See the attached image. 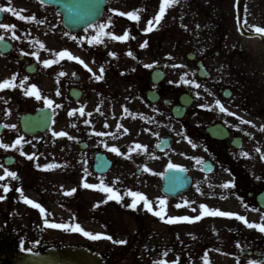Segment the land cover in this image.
<instances>
[{"label":"rangeland","instance_id":"rangeland-1","mask_svg":"<svg viewBox=\"0 0 264 264\" xmlns=\"http://www.w3.org/2000/svg\"><path fill=\"white\" fill-rule=\"evenodd\" d=\"M33 1L28 3L30 5L1 2L2 7H11L25 17L39 14L40 21L45 22H18L17 16L7 13L2 24L15 25L20 39L12 38L11 29H0V34L16 44L9 55H0V83L18 74L13 81L16 87L0 90V122L15 125V128L6 127L0 141L11 145L23 137L16 148L0 147V165H3L0 176L5 175V168L18 176L17 179L0 180V185L10 187L6 194L0 187V195L6 197L0 200V243L10 231L13 246L23 243L24 249L32 251L70 244L93 247L104 254L109 264H156L157 261L167 264H249L239 255L242 251H257L260 254L257 264H264V232L247 227L235 217L203 215L200 209L204 204L210 209L243 215L249 223L264 224V216L247 201L245 194L238 191L243 189L246 193L249 190L246 182L232 184L234 176L228 171L226 161H218L217 170L211 175L201 171L202 163L211 158L207 141L198 129L202 121H196L197 112L209 102L205 90L201 92L194 115L183 123H176L163 106L146 105L138 92L130 90L128 83L135 67L151 65L153 69L159 64L168 72L169 84L176 85L178 92L187 89L185 81L191 80L187 54L193 50L199 52L204 47L210 49L211 58L214 57L219 66L214 71L215 79L222 75L229 77L230 69L223 72L224 68L242 69L244 64L239 66L238 58L243 50L247 53L241 56L252 60L249 70L257 71V79L263 83V45L258 39L242 37L237 21L250 33H256L252 26L264 27V0H242L239 17L236 13L238 0H173L165 5L160 24L154 23L153 30L146 33L142 30L147 27V21L158 14L162 0H107L106 12L96 25H108L105 32L114 35L128 31L127 41H116L92 27L78 35L71 34L64 30L56 10ZM129 11H137L140 20L120 15V12ZM27 21L31 23L27 24ZM74 36L76 40L72 39ZM93 36L102 42L89 43ZM224 40L226 46H221ZM145 41L147 46L141 47ZM21 50L28 52L26 56L37 63L36 74L23 72V64L18 59ZM34 51L39 53V59L31 55ZM60 51H67L78 59L60 57L57 55ZM129 51L131 56L127 54ZM214 52L219 55H213ZM48 59L56 62L45 67L43 61ZM174 64L182 67H172ZM61 72L65 75L61 76ZM73 74L79 75L80 80L74 82ZM25 76L27 81H23ZM96 76L102 78L97 80ZM22 81L23 88L20 87ZM231 81L239 84L237 79ZM210 83L214 80L204 82V87ZM33 84L40 99L25 94L31 91ZM73 87L83 93L78 101L69 96ZM46 99L53 102L51 106ZM43 107L54 111L51 131L33 138L26 136L19 124L21 115ZM125 107L128 111H124ZM62 131L68 135H54ZM97 132L105 135L98 136ZM164 137H172L173 146L165 153L157 152L156 144ZM82 142L89 146L87 150L79 148ZM137 145L146 147L138 148ZM113 147L118 152L111 151ZM98 152L105 153L114 162L106 175L93 172V158ZM262 154L254 162L260 160L264 166ZM29 155L33 159H28ZM8 156L15 159L11 166L4 164V158ZM169 163L188 167L194 178L190 191L176 199L164 197L160 190V177ZM235 172L238 173L236 167ZM84 183L97 187L85 188ZM225 183L231 186L222 187ZM101 184L116 190L122 200H107L108 194L100 190ZM17 188H22L24 196L39 203L46 213L42 215L39 209L24 203ZM73 188L76 189L74 193L65 194ZM129 191L142 193L152 202L154 211L163 212L164 219L148 212L143 201L135 209L126 206L133 199ZM160 199L166 201L162 208ZM185 215L193 218L199 215L201 219L167 223L168 217ZM45 218L50 224L71 225V228L48 227L44 224ZM77 223L85 231L113 239L92 240L71 230ZM120 240L126 243H114ZM250 258L256 259L255 256Z\"/></svg>","mask_w":264,"mask_h":264},{"label":"flooded vegetation","instance_id":"flooded-vegetation-1","mask_svg":"<svg viewBox=\"0 0 264 264\" xmlns=\"http://www.w3.org/2000/svg\"><path fill=\"white\" fill-rule=\"evenodd\" d=\"M2 1L14 3L15 5H25L34 2L33 0H0V7H2ZM35 1L37 2V0ZM38 4L44 7L40 3ZM7 13L4 12V20ZM35 16L37 17V21H31L32 23L40 21V15L36 14ZM17 21L23 22L20 19ZM31 22L27 21V24ZM18 31V29H15L16 34H18ZM0 36H3L4 40L12 42V51H14L16 48L15 41L3 34H0ZM193 37H198V35H193ZM248 38L260 40V45H263L262 51L264 52V35L248 34ZM209 45L211 46L212 44ZM221 46H226L225 40L222 41ZM244 52L241 50V54ZM216 53L214 52L213 55L218 56L219 53ZM190 54L191 59H188V72L191 80H194L201 87L196 88L194 85L188 84L187 89L178 92L176 85L172 86L168 83V72L161 65L157 64L153 69L145 67V65L135 67L133 76L128 82L130 90L138 92L142 101L148 106H163L176 123H183L187 118L194 115L193 111L201 97V92L205 90V94L207 93L209 96V102L201 109V112H197L196 121H202L198 129L207 141L208 155L211 157L208 161L214 164V170L217 169L218 161H226L229 167L228 171L234 176L232 184L239 185V182H246L249 190L246 193H244L243 189H238V191L242 195L245 194L247 199L255 205V209L264 216V210H261L256 202V196L264 191V166L260 160L256 163L254 162L261 152L264 153V131L260 130L261 127H264V79L263 83H260V80L258 81L257 71L249 70V64L252 63V60L250 58L246 59L241 54H239L238 58V61L241 62L239 66L241 65L242 67V64H244L247 65V68L244 65L242 69L240 67L235 68V66L224 68L223 72L230 69L229 77L222 75V77L216 79L214 71L219 66L216 65L214 57L211 58V52L208 47H204L199 52L193 50ZM0 55L2 56L1 53ZM261 57H264V55ZM18 59L23 64V72L26 75L31 69L35 68L38 70L37 63L30 60L26 55H19ZM200 62L204 65L209 78L201 79L199 77L198 64ZM262 76H264V72ZM77 78L80 80L78 76L76 78L73 77V81ZM231 79H237L239 84H233ZM212 80H214V83H210L204 87V82ZM181 99L188 101L190 105L186 108L184 118L175 120L172 109L180 105ZM216 100H219L230 112L236 115L230 116L227 113L220 112L215 104ZM238 117L251 121L252 124H241ZM212 127H218L225 134L227 132L228 139L224 141L213 140L206 132L208 128ZM233 140L240 146L238 149L232 146ZM244 153H248V155L245 156ZM235 167L238 169V173L235 172ZM251 256H255L256 259L251 260ZM259 257L260 254L257 251L251 255L243 256L247 260L246 263L256 261Z\"/></svg>","mask_w":264,"mask_h":264},{"label":"water","instance_id":"water-1","mask_svg":"<svg viewBox=\"0 0 264 264\" xmlns=\"http://www.w3.org/2000/svg\"><path fill=\"white\" fill-rule=\"evenodd\" d=\"M40 1V0H39ZM56 7L63 16L64 27L71 32H80L83 29L95 24L105 12L106 0H45L43 3ZM2 14L0 13V20ZM242 33L244 32L241 29ZM202 75V74H201ZM74 99H78L80 94L71 91ZM181 117V116H179ZM178 117V118H179ZM53 122V114L49 109H39L34 114H25L21 117V128L29 136L43 134L50 129ZM3 126H0V135L3 133ZM212 136L217 137L213 132ZM169 141H162L158 148L161 151L169 148ZM12 162L6 160V164ZM111 168V162L102 154H98L95 159L94 170L97 173H106ZM183 169V170H180ZM206 173L213 170L210 163L203 167ZM162 192L169 197H177L187 192L191 186L192 178L188 175L186 168H168L162 177ZM258 202L264 208V193L258 197ZM10 238L3 245L0 251V263L2 260L7 264H105L101 256L84 247L66 246L62 249H47L44 253H34L22 250H10Z\"/></svg>","mask_w":264,"mask_h":264},{"label":"snow or ice","instance_id":"snow-or-ice-1","mask_svg":"<svg viewBox=\"0 0 264 264\" xmlns=\"http://www.w3.org/2000/svg\"><path fill=\"white\" fill-rule=\"evenodd\" d=\"M44 2H45V0H40L41 4H43ZM170 3H173V0H162V3L160 5L158 14L155 15L153 19H149L147 21V27L142 30L143 32L146 33V32L152 31L154 23L156 25L160 24L162 18L165 15V11H166L165 5H168ZM0 12L12 13L14 16H17L18 19H20V20L37 21V17L35 15H32V16H29V17H25L24 15H20L17 12H15L11 7H7V8L0 7ZM120 15L121 16L126 15L129 19L134 20V21H139L140 20V16L137 14V11H129L128 13L120 12ZM44 22L45 21H39V23H44ZM245 23H247L246 18H245ZM15 27H16L15 25H9V24L0 23V29H5V30H10L11 29L12 30V38L15 39V40H19L20 37L16 35ZM90 27H92L93 29H95L96 31L101 33L102 35L111 36V38L116 40V41H127L129 39V32L128 31H125L123 35H114L112 33L105 32V28L108 27V25H105V24L90 25ZM252 27L255 29V32L257 34L264 35V27H260V26H252ZM66 35H67V33H66ZM132 38H134V37H132ZM3 39H4V37L0 36V40H3ZM72 39L76 40L77 38L74 36V37H72ZM93 42L101 43L102 41H100L97 36H93L91 38V40L89 41V43H93ZM146 46H147V41H145L144 44L141 45V47H146ZM43 47H44V45L41 44V48H43ZM109 54L113 55V56L115 55V53H109ZM127 54L129 56L132 55V53L130 51ZM21 55H29V53L21 50ZM31 55L36 56L37 59H39V53L38 52L34 51V52L31 53ZM57 55L60 56V57L67 56L68 59H78L77 57L72 56L67 51H60V52L57 53ZM55 62L56 61H54V60L48 59V60H44L43 64H44L45 67H48V66L52 65ZM79 62L81 64H83L85 68H88V65L85 64L83 60H80ZM145 66L146 67H151V65H145ZM172 67H182V65H175L174 64V65H172ZM88 70L90 72L92 71L91 68H88ZM103 71H104V68H103V66H101L100 67V72L103 73ZM16 75H18V74H14L13 77L10 80L9 79H5L2 83H0V90L5 89V88H14V87H16V85L13 83V81H15V79H16ZM60 75L63 76V75H65V73L61 72ZM73 75H75V74H73ZM93 75H95V73H93ZM101 78H102L101 76H96L97 80H99ZM27 80H28L27 76L23 77V81H27ZM23 81L20 84V87H22V88L24 87ZM185 83H188L190 85H194L196 88L201 87V85L196 83L194 80H186ZM25 94L26 95H35L37 99L41 98L39 92H37V90H36V85L35 84L31 85V91H28ZM57 94H59V93H57ZM45 102L49 106H51L52 103H53L51 100H48V99H46ZM215 104L219 108L220 112L227 113L230 116H235L236 115L235 113L230 112L219 100H216ZM80 111H81V114L83 115V109H81ZM97 111H100V109L98 108ZM124 111H128V109L125 107ZM238 119H240V123L241 124H252L251 121L244 120L243 118H239L238 117ZM0 126L15 128V125H0ZM253 126H255V125H253ZM260 130L264 131V127H261ZM54 135L66 136L68 134L66 132L62 131V132H59V133H54ZM96 135L103 136V135H105V133L104 132H97ZM156 135H158V133H156ZM70 139H75V138L74 137H70ZM21 140H23V137L19 138L18 140L15 141V143H13L11 145L3 143V141H0V147H3L4 149H8L9 147L16 148V146L21 143ZM189 143H192V141L189 140ZM193 146H195V145H193ZM137 147L139 148V147H146V146L137 145ZM111 151L118 152V149L113 147L111 149ZM21 154L24 155L25 153H23L21 151ZM244 155L247 156L248 153H244ZM27 158L31 160V159H33V156L29 155ZM262 158H264V154H262ZM37 166L39 167V165H37ZM2 167H3V165H0V168H2ZM47 167H51V165H48ZM168 167L170 169H176L178 166L173 164V163H169ZM145 170L147 171L148 169L145 168ZM180 170H183V169H180ZM4 171H5V175L4 176H0V180H4L6 177H11L12 179H17L18 178L16 172L8 171L6 168L4 169ZM230 186H231L230 183H225L224 185H222V187H224V188H228ZM0 187L3 188V192L5 194L8 191H10V187L8 185H6V184L5 185H0ZM84 187L85 188H95V187H97V185L84 183ZM100 190L108 194L107 195V200H116L117 202H120L122 200V197L120 196V194L116 190H114L112 187H106L103 184H101ZM16 191L20 192L21 198L23 199L24 203H26L28 205H31L34 208L39 209V211H40V213L42 215H44L46 213L45 208L42 207L39 203H36L33 200L29 199L28 197L24 196L22 188H17ZM75 191H76V189L73 188L70 191L66 192L65 194L66 195H71ZM128 194L133 199H132V203L129 204V205H126V206L135 209L137 207V204L140 201H143V206L148 212L153 213L154 215L160 217L162 220L164 219L163 212L162 211H154L153 206H152V202L149 199H147L142 193L129 191ZM5 198H6L5 196L0 195V200H3ZM105 202H107V201H105ZM165 202L166 201L164 199H160L159 200V205L161 206V208L163 207ZM96 206H99V203ZM177 207H179V205H177ZM200 209L202 210L203 215L218 216V217H228V218L235 217L239 221L244 222L247 225V227H249V228H258L260 231L264 232V224L249 223L245 216L240 215L238 213H233V212H230V211H222V210H219V209H210L207 205H204V204L200 205ZM193 211H195V209H193ZM256 211H258V210H256ZM193 219L194 220H200L201 216L198 215V216H196L194 218L190 217V216H187V215H185V216L168 217L167 223L173 224V223H176L178 221H192ZM44 224L46 226H48V227H51V228H66V227L71 228V225L57 224V223H51L50 224L48 222L47 218H45ZM71 230L76 231V232H81V233H83L84 236L89 237L92 240H98V239H101V238H106L108 240H112L113 239L111 236H103L102 237V234H93V233H91L89 231H85L81 227V225L79 223H77L75 225V227L72 228ZM114 243L124 244V243H126V241L120 240V241H114ZM21 250L22 251L26 250L28 252L32 251L31 249H24L23 243H21ZM164 255L166 256L167 253H165ZM156 264H167V262L166 261H157ZM249 264H257V262L256 261H249Z\"/></svg>","mask_w":264,"mask_h":264}]
</instances>
